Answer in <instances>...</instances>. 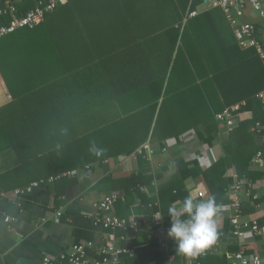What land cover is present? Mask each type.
Segmentation results:
<instances>
[{
    "label": "trees",
    "instance_id": "1",
    "mask_svg": "<svg viewBox=\"0 0 264 264\" xmlns=\"http://www.w3.org/2000/svg\"><path fill=\"white\" fill-rule=\"evenodd\" d=\"M204 1L209 0H69L38 27L0 40L1 75L12 95L23 99L5 109L79 114L81 139L74 146L81 158L94 156L88 151L93 143L106 148L102 160L128 157L148 140L162 147L164 140L190 130L197 148L212 147L220 131L215 115L244 102L242 111L251 116L224 139L230 154L201 169L196 158L186 161L173 153L175 176L159 187L153 211L170 221L168 208L188 197L185 181L196 178L217 204H227L226 191L234 182L247 188L255 179L248 169L259 148L251 129L264 123L258 99L264 68L255 48H239L219 8L189 16ZM6 5L15 6L19 16L34 2L0 0V7ZM9 21L5 16L0 24ZM56 92L63 103L41 101ZM152 180L131 175L127 191L132 188L148 203L139 188ZM224 223L217 233L229 230L227 217ZM199 262L228 264L218 255Z\"/></svg>",
    "mask_w": 264,
    "mask_h": 264
},
{
    "label": "crops",
    "instance_id": "2",
    "mask_svg": "<svg viewBox=\"0 0 264 264\" xmlns=\"http://www.w3.org/2000/svg\"><path fill=\"white\" fill-rule=\"evenodd\" d=\"M211 1H204L192 13L198 15L213 9L209 7ZM245 21L254 25L256 43L264 49V21L250 9L246 10ZM0 79V264H42L45 257L56 258L74 245L88 244V260H101L108 256L105 247L109 241L118 248L134 251L131 256L120 257L121 264H188L186 256L175 252L174 242L168 235L153 226V207L158 206L159 187L175 176L172 154L179 152L185 158H196L203 145L197 148L194 140H182L185 132L178 138L164 140L162 147L148 140L123 159L81 158L79 147L74 146L81 139L79 114L64 110H6L23 99L14 97L1 75ZM57 92L56 96L42 97L41 101L55 99L56 103H63L64 97ZM250 116L251 113L241 110L238 121ZM219 130L218 141L207 150L211 163L230 154L229 148L223 145L230 133L220 126ZM247 135L252 137L250 132ZM70 144L72 146L66 148ZM255 145L259 150L248 169L255 179L249 187L259 202L244 194H240V199L246 220L257 219L263 221L264 226V201H260L264 199V146L260 139H255ZM162 148L168 149L167 155L161 153ZM148 149L153 150L152 155L148 154ZM258 152L260 158H257ZM72 171L76 174L69 175ZM138 174L153 177L152 182L139 188L148 203L140 202L132 188L127 191L128 178ZM228 174L236 178L233 169ZM49 178L54 180L27 196L12 195L16 189ZM184 186L194 201L209 197L201 178L188 179ZM197 192H204V198H196ZM109 194L118 196L113 207L116 218L140 220L138 233L124 234L117 230L110 238L111 232L94 225V220L101 217L96 205ZM180 206L181 201L172 204V207ZM6 217L8 222L4 221ZM225 218L222 214L215 216L217 228L225 225ZM162 219L164 225L171 226L169 220L163 216ZM234 247L238 248L235 242H227L217 255L224 256L228 263ZM241 247L249 254L264 256V234L246 240Z\"/></svg>",
    "mask_w": 264,
    "mask_h": 264
},
{
    "label": "built area",
    "instance_id": "3",
    "mask_svg": "<svg viewBox=\"0 0 264 264\" xmlns=\"http://www.w3.org/2000/svg\"><path fill=\"white\" fill-rule=\"evenodd\" d=\"M68 1L69 0H33V9L19 16L17 15L15 6L6 5L0 7V19H3L5 16L10 18L9 23L0 24V40L18 30L34 29L38 27L44 22L46 15L64 6ZM209 7L219 8L222 11L239 48L243 50L252 47L255 48L262 60L264 68V49L256 43L254 25L245 21L247 9H250L261 21H264V0H212L209 2ZM194 15L195 14L192 13L189 16L193 17ZM258 99L264 108V91L258 94ZM244 105V102L235 104L225 108L215 116V120L219 126L223 127L227 133H230L237 125ZM251 133L260 139L264 146V123H256L251 129ZM185 138L195 141V133L189 131L182 136V140ZM167 150V148H162L161 153L167 155ZM207 150L208 147L206 145L201 146V152L196 156L198 164L202 169H208L212 164L208 157ZM148 154L152 155L153 150L148 149ZM260 157L261 153L258 152L257 158ZM192 159V157H189L186 158V161H191ZM75 174V171L69 173V175ZM53 180L54 178H49L48 180L33 182L26 187L14 190L12 195L17 198H22L31 194L33 190L44 186L46 182H52ZM240 194H244L246 198H251L252 201H257V197L252 194L249 185H247L246 188L242 182H234L226 191V197L229 202L227 204H218L219 208L217 212V214H222L227 217L230 227L229 230L227 232L217 233L216 240L198 257H187L189 259L188 264H200L199 260L205 259L210 255L219 254L221 247L227 242H235L239 248L238 251L228 256V264H264V256L249 254L241 247L246 240H253L264 234V226H260L257 219L246 220ZM204 195V192H197L196 198L203 199ZM117 200L118 196L109 194L98 202L96 207L101 217L94 220V225L111 232L112 235L110 238L114 236V232L117 230L124 234L138 233L141 227L140 220H123L113 215V207ZM255 207H258V205L256 204ZM57 216H60V214L57 213ZM153 216L155 218L153 226L162 229L163 232L167 234L170 227L164 225L162 217L156 218L157 216H161L160 211L153 212ZM4 221L8 222L9 218L6 217ZM121 238L123 239V237ZM88 247H90L89 244L87 246L74 245L67 252L59 254L56 258H43L42 264H121L119 260L120 257L134 254V251L127 248H118L109 241L105 247V252L108 256L101 260L89 261L86 254V248Z\"/></svg>",
    "mask_w": 264,
    "mask_h": 264
},
{
    "label": "clouds",
    "instance_id": "4",
    "mask_svg": "<svg viewBox=\"0 0 264 264\" xmlns=\"http://www.w3.org/2000/svg\"><path fill=\"white\" fill-rule=\"evenodd\" d=\"M89 154L99 158L107 149L96 147L89 148ZM218 204L214 195L207 200L194 201L190 196L185 197L179 208L170 206V228L167 235L174 242L177 254L196 258L206 250L217 237L215 216ZM157 216L156 218H160Z\"/></svg>",
    "mask_w": 264,
    "mask_h": 264
},
{
    "label": "rangeland",
    "instance_id": "5",
    "mask_svg": "<svg viewBox=\"0 0 264 264\" xmlns=\"http://www.w3.org/2000/svg\"><path fill=\"white\" fill-rule=\"evenodd\" d=\"M0 75H1V72H0ZM2 76V75H1ZM1 80V79H0ZM0 97H1V90H0Z\"/></svg>",
    "mask_w": 264,
    "mask_h": 264
}]
</instances>
